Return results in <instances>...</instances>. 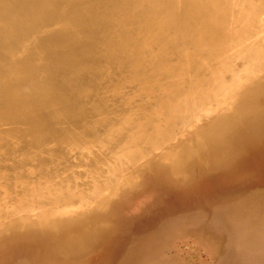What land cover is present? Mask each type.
<instances>
[{"label": "bare ground", "instance_id": "bare-ground-1", "mask_svg": "<svg viewBox=\"0 0 264 264\" xmlns=\"http://www.w3.org/2000/svg\"><path fill=\"white\" fill-rule=\"evenodd\" d=\"M185 129L138 166L264 171V0H0V246L82 253L135 160Z\"/></svg>", "mask_w": 264, "mask_h": 264}, {"label": "rangeland", "instance_id": "rangeland-1", "mask_svg": "<svg viewBox=\"0 0 264 264\" xmlns=\"http://www.w3.org/2000/svg\"><path fill=\"white\" fill-rule=\"evenodd\" d=\"M186 131L151 145L134 167L174 161ZM255 146L264 151V141ZM181 163L176 174L147 165L125 174L134 185L110 198L102 215L111 220L109 231L82 253L51 256L40 247L47 238L37 234L1 245L0 264H264V171L232 160L198 159L194 169ZM97 199L87 201L89 210Z\"/></svg>", "mask_w": 264, "mask_h": 264}]
</instances>
